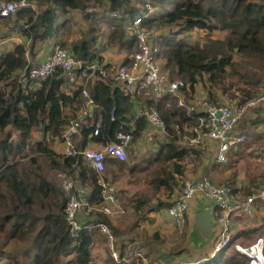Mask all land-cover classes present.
Listing matches in <instances>:
<instances>
[{
  "label": "trees",
  "instance_id": "trees-1",
  "mask_svg": "<svg viewBox=\"0 0 264 264\" xmlns=\"http://www.w3.org/2000/svg\"><path fill=\"white\" fill-rule=\"evenodd\" d=\"M2 1L19 5L10 15L0 16V264H98L95 257L97 244L107 241L109 245L108 236L98 226L101 222L111 228L115 239L128 236V241L118 242L121 257L132 256L123 264H142L143 257L149 258L152 264L181 260L188 264H249L244 254L228 252L230 247L195 259H178L179 248L166 249L159 232L140 238V221L147 222L151 214L164 213L175 198L170 202L161 200L147 211H143L148 207L144 199L131 200L128 206L134 205L131 208L138 216L126 227H120L117 219L122 212L111 217L95 210L90 215L80 216L83 228L73 235L65 211L69 194L63 190L57 174L67 172L76 185L83 186L91 204L102 206L106 200L97 182L99 173L83 163L82 155L62 157L57 148L56 141L59 145L62 143L68 123L63 108L70 106L77 111L86 100L83 95L86 89L94 100L96 115L102 114L98 135L93 134V126L82 128L77 144L79 149L89 143L99 145L114 140L124 121L135 122L133 140L144 134L149 122L144 114H139L136 101H141L140 108L154 105L169 134L173 132L172 124L180 127L184 123L193 124L199 116L206 114H188L178 106L166 109L164 102L171 96L159 100L143 95L133 97L113 81L85 77L69 81L61 68L45 80L30 79L24 72L46 61L57 44L86 62L107 61L110 45L118 49L133 48L137 37L130 34L126 26L143 17L145 27L157 24L159 27L179 26L182 32L195 28L208 32L228 31L225 38H209L203 46L193 45L183 38L166 36L160 39L159 33L155 37L163 68L169 75L185 80L187 87L183 90L189 87L195 91L196 86L203 83L210 101H216L213 85L224 81L227 66L234 67V52L256 59L259 65L260 73L252 79L244 75V81L255 88L264 81V0ZM22 1L25 4L21 5ZM147 4L155 8L153 12H148ZM10 34H19L24 40L13 41L10 47ZM230 73L240 74L237 69H231ZM255 92L245 94L250 98ZM176 116L179 119L174 122ZM243 134L248 138L245 132ZM176 140L166 141L154 157V161L163 158V161L172 162L173 171L166 173V179L161 175L153 180L157 186L168 185L170 191L177 188L178 181L181 182L178 176L186 175L184 159L193 153H201L194 147L177 145ZM216 154L217 146L215 159L211 161L214 166L219 165ZM128 159V156L124 161L108 158L101 175L106 180H118L117 173L127 169ZM234 182L227 183L232 186ZM117 199L122 205L118 193ZM254 233L264 234V231L261 227H243L233 232V241L239 236L251 238ZM102 264H116L110 249L109 257L103 258Z\"/></svg>",
  "mask_w": 264,
  "mask_h": 264
},
{
  "label": "built area",
  "instance_id": "built-area-1",
  "mask_svg": "<svg viewBox=\"0 0 264 264\" xmlns=\"http://www.w3.org/2000/svg\"><path fill=\"white\" fill-rule=\"evenodd\" d=\"M20 4L23 5L25 2L22 1ZM17 8L18 3L16 2L2 1L0 2V16H8ZM147 8L148 12H153L155 9L151 4H147ZM142 22L143 17H139L127 24V31L135 35L137 41L119 62L109 60L86 62L81 58L73 57L66 48L57 44L46 61L25 71V74L30 79L45 80L61 68L69 81L84 77L102 79L105 82L113 81L133 97L143 95L159 100L165 96H175L179 98V106L186 108L190 114L194 112H205L206 114L198 118V125L195 128L196 137L193 142L204 143L207 138L218 141L216 160L219 163H228L230 150L247 141L245 134L238 131L236 125L243 119L250 107L264 102V87L258 98L251 99L246 103L217 106L204 100L198 105L186 104L181 97V92L187 87V83L181 78L170 77L162 66L158 41L155 39L159 27L156 24L145 27ZM83 95L86 100L77 111L73 108H69V111H67V107L63 108V115L67 118L68 123L62 135V144L65 150L61 155L68 157L80 154L83 163L99 173L97 182L102 188L101 193L106 204L102 206L91 204L86 197V189L76 185L65 172H59L57 176L61 186L69 194L65 211L73 235L83 228L80 216L90 215L95 210H100L111 217L123 212L117 199L115 187L101 174L106 169L108 158L114 157L121 161L127 159L135 127L134 121H124L120 123L114 140L106 144H99L100 148H93L90 145L94 143H89L85 148L79 149L76 143L84 125L86 127L93 126V134L98 135L103 122L102 114L96 115L94 100L89 97L86 89H84ZM141 114L146 116L149 126L152 128L160 131L166 130V124L154 105L142 108ZM112 118H115L114 113ZM96 144L98 145V143ZM197 194H202L210 200V207L216 220L217 237L211 246L213 252L233 247L236 251L247 256L249 264H264V236H258L247 244L233 241V218L235 216L254 217L258 205L264 204V189L248 196H241L234 192L229 183L215 184L207 177L203 179L188 178L183 183L180 197L168 209L169 215L180 228L184 227L190 202ZM98 226L113 243L115 237L111 228L103 222ZM112 256L117 264L129 261V258L121 257L116 250L112 251ZM169 264H188V262L181 260Z\"/></svg>",
  "mask_w": 264,
  "mask_h": 264
},
{
  "label": "rangeland",
  "instance_id": "rangeland-1",
  "mask_svg": "<svg viewBox=\"0 0 264 264\" xmlns=\"http://www.w3.org/2000/svg\"><path fill=\"white\" fill-rule=\"evenodd\" d=\"M158 33L160 39L166 36L174 37L176 39L183 38L188 43H191L193 45L199 44L203 46L206 40L209 38H225L228 34V31L217 29L212 32H208L204 29L195 28L190 32H182L179 26H160ZM9 39L10 41L8 44H10V47L12 46L13 41H18L20 39L24 40L19 36V34H10ZM6 46L8 47L7 44ZM158 48L160 49L159 44ZM128 51V49H118L115 48L113 45H110V49H108L106 56L108 60L119 62L122 60V58ZM162 60L165 61L164 57H162ZM232 60L234 61V67L232 65L227 66V73L224 81L219 83L218 85H213V95H215L214 97L217 98L216 101H210V98L208 97L205 91L206 88L205 86H203L204 84L200 83L196 86L197 88L195 89V91H191L188 87L186 90H183L181 92V97L186 102V104L198 105L201 101L206 100L212 105L223 106L235 105L236 103H246L251 99L258 98L261 89L264 87V81L259 84L258 88H255L251 86V84L243 80L244 75L247 76V79H252L254 78V76L260 73L259 65L256 59H252L250 57H247L246 55L234 52ZM231 69H237L240 74L234 75L230 73ZM170 76L173 78H180L177 76L175 77L173 75ZM207 78L208 76H206V79ZM223 83L225 84V86L222 87ZM208 85L210 86V83H208ZM247 91L256 92L253 97L249 98L245 94V92ZM164 103L166 105V109H170L172 107L177 106L181 107L178 104L179 98L175 96L167 98L166 102ZM263 105L264 102H260L257 106H252L247 110L243 119L237 124L236 127L238 131L242 133L245 132L248 135L247 141L243 145L232 148L231 152L229 153V162L226 164L219 163V165L216 166V170L214 169L209 171V174L211 176L203 173L204 164L207 160L214 161L217 143H210L208 138L204 143L193 142V139L196 137L195 128L198 125V119H196L193 124L184 123L183 126L180 127L179 125L174 123L176 120L179 119V117H174V122H172L174 124L171 125L173 130L172 134H169L168 128H166L165 131H160L152 128L151 126H148L147 131L144 134L142 133L140 136H138V138L133 140V148L131 150L129 149L128 152L129 159L127 161V169H125L124 172L118 171V180L111 181V178L107 180L115 187L116 192L118 191V197L122 204L121 207L123 208V214H120L117 218L120 222V227H126L129 223L136 221L138 214H136L135 210L131 208L134 205L128 206L129 203H132L130 202L131 200L136 198L144 199L147 202L148 207H145L143 211H147L149 208L155 206L161 200L169 202L173 201L174 198L176 200L180 197L183 187L182 182L189 177L198 178L206 176L215 184L227 182L233 183L234 180L235 182L232 187L238 189L234 192L238 193L241 196H246L247 194L249 195L257 192L260 189H264ZM182 108L186 110V108L184 107H181L180 109ZM67 111H69V109H67ZM140 113L141 111H139V114ZM187 113L190 114L189 112ZM173 138L177 139V145H186L194 147L198 151H201V153H193L184 159V165L186 166V175L182 176V178L181 176L177 175L178 179L181 182L179 183L178 181L176 185L177 188H175L174 191H170L168 189V185L162 184L161 186H157L155 185L153 180L157 176L161 175L163 179H166V173L173 171L172 162L163 161V158H159V160L154 161V157L157 156V152L160 149L161 145H163L166 141H171ZM56 144L58 145V150L62 151L63 149H61L62 147L58 144V141H56ZM76 144H78V141ZM90 146L93 148H100V146L96 143L91 144ZM160 171L163 172L160 173ZM52 174L53 177H55L54 170ZM65 174L68 175L67 172H65ZM121 174L122 176H120ZM113 175H115V173ZM135 203L136 202L133 201V204ZM123 204L125 205V207ZM164 213L169 214L167 209L164 210ZM237 219H239L237 221L239 224H251L253 223V221H256V216H242L240 218L237 217ZM188 221L189 218H187V222ZM139 227L140 238L141 236H151L154 232H159L160 235L162 234L164 238V242H162L163 246L166 247V249L169 248L171 251H173L175 247L176 249L179 248V250L182 249L189 238V234L192 231L191 224L189 225L185 222L184 227L180 228L177 224H175L172 217L170 220L168 219L167 215H163V213L157 215L151 214L150 220L147 222L141 220ZM256 236L258 235H255V237ZM123 239L128 241V236L120 237L121 241H123ZM189 250L186 249L187 252L184 254L179 253L178 259L193 258V253ZM227 251L230 252L236 250L233 247H230V249H228ZM212 252L213 249H210L202 253L206 256L211 255ZM203 254L199 255L203 257ZM95 257H97L99 260L98 264H102L103 258L107 259L109 257V246L107 241H99V243L97 244V251L95 252ZM125 257L129 258V260H131L132 258V256L127 255Z\"/></svg>",
  "mask_w": 264,
  "mask_h": 264
},
{
  "label": "water",
  "instance_id": "water-1",
  "mask_svg": "<svg viewBox=\"0 0 264 264\" xmlns=\"http://www.w3.org/2000/svg\"><path fill=\"white\" fill-rule=\"evenodd\" d=\"M192 201V231L182 249L208 250L217 237L216 220L210 200L202 194H197Z\"/></svg>",
  "mask_w": 264,
  "mask_h": 264
},
{
  "label": "crops",
  "instance_id": "crops-1",
  "mask_svg": "<svg viewBox=\"0 0 264 264\" xmlns=\"http://www.w3.org/2000/svg\"><path fill=\"white\" fill-rule=\"evenodd\" d=\"M10 41V39L8 40V42ZM141 107V101H136V109L138 110V111H140V109H142V108H140ZM70 108V106H68L66 109H69ZM209 141H210V143H216V141L214 140V139H209ZM132 145H134L133 144V142H132V144L130 145V147H129V149L131 150L133 147H132ZM60 146L62 147H60L61 149H63L62 151H61V153H63L64 152V145L61 143L60 144ZM217 148H218V143H217ZM232 150V149H231ZM231 150H230V152H231ZM229 152V153H230ZM221 164H223V163H221ZM216 170L217 169V167L216 166H214L213 165V163L211 162V161H206L205 162V164H204V171H203V173L204 174H206V173H208V175H210L209 174V171L210 170ZM211 176V175H210ZM192 200H191V202H190V208H189V212H188V214H187V217H186V223H188L189 225L191 224L192 225V221H193V210H192ZM258 213V214H257ZM163 215H167V217H168V219H170L171 220V217L169 216V214H166V213H163ZM255 216H256V221H253V223H251V224H243V223H241V224H239L237 221L239 220V219H237V217L238 218H240V217H242V216H235L236 217V219H235V217L233 218V232H236L237 230H239V229H242L243 227H247V226H251V227H253V228H257V227H261L262 228V231H264V204H260V205H258V207H257V210H256V214H255ZM254 216V217H255ZM247 217V216H246ZM187 218H189V221L187 222ZM255 235H258V236H264L263 234H260V233H254V234H252V237L251 238H247V237H244V236H239L235 241H238V242H241V243H245V244H247L248 242H250V240H251V242H252V240L254 239V238H256V237H258V236H256L255 237ZM121 240H118V239H115V241L113 242V243H111L110 241H109V249H110V252H111V255H112V251L113 250H116V251H118L119 253H121V251H120V249H119V245H118V242H120ZM248 241V242H247ZM122 242V241H121ZM167 249H169V248H167ZM210 249H212V248H209L208 250H210ZM189 250V249H188ZM189 251H191L193 254V258L192 259H195V258H199L203 253L202 252H206L207 250H202V251H193V250H189ZM181 252V254H184V253H186L187 251H186V249H180L179 250V253ZM199 254H201V255H199ZM113 257V256H112ZM202 257V256H201ZM126 258V257H125ZM127 259V258H126ZM143 261L144 262H142V264H147V263H151L150 261L151 260H149V258H146V257H143ZM116 262V261H115ZM125 262H128V261H125ZM116 264H117V262H116Z\"/></svg>",
  "mask_w": 264,
  "mask_h": 264
},
{
  "label": "clouds",
  "instance_id": "clouds-1",
  "mask_svg": "<svg viewBox=\"0 0 264 264\" xmlns=\"http://www.w3.org/2000/svg\"><path fill=\"white\" fill-rule=\"evenodd\" d=\"M142 109H140V111H141ZM141 114V113H140Z\"/></svg>",
  "mask_w": 264,
  "mask_h": 264
}]
</instances>
